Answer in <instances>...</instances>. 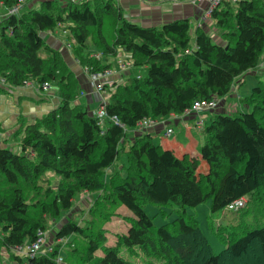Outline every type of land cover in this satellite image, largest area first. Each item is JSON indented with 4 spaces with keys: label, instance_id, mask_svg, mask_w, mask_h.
<instances>
[{
    "label": "trees",
    "instance_id": "16d2710c",
    "mask_svg": "<svg viewBox=\"0 0 264 264\" xmlns=\"http://www.w3.org/2000/svg\"><path fill=\"white\" fill-rule=\"evenodd\" d=\"M19 1L24 7L18 13L0 19V95L27 81L39 88L53 82L60 102L24 124L17 133L19 151L0 146V246L11 251L31 243L39 231L46 232L50 221L63 217L53 231L50 251L25 258L12 253L13 258L57 264L56 256L67 248L72 263L132 264L119 247H138L161 264H264L263 209L258 224L231 232L211 227L225 243L218 254L212 252L195 217L186 214V207L207 199L212 212L242 196L252 205L259 199L264 206L263 81L240 99L249 111H219L204 123L197 155H178L155 144L149 132L129 142L124 129L144 118L180 117L197 100L217 102L228 95L237 78L254 70L264 55V0L223 1L210 16L219 39L200 25L193 27L188 18L142 26L125 17L117 0L0 3L10 7ZM56 28L66 32L65 47L83 72L85 67L90 72L110 68L109 58L119 52L132 67L145 68L144 76L114 80L101 90L109 95L99 105L124 127L111 119L101 126L88 105L75 102L83 92L78 77L64 53L43 36ZM101 91L96 93L103 98ZM122 154L126 164L105 179L106 169ZM47 172L59 177L56 187ZM82 192L95 193L90 204L95 215L86 217L84 225L67 217L74 197ZM146 203L174 204L179 215L156 227L144 210ZM118 204L133 216L117 243L107 246L100 226ZM98 249L102 255L95 254Z\"/></svg>",
    "mask_w": 264,
    "mask_h": 264
},
{
    "label": "rangeland",
    "instance_id": "374dc122",
    "mask_svg": "<svg viewBox=\"0 0 264 264\" xmlns=\"http://www.w3.org/2000/svg\"><path fill=\"white\" fill-rule=\"evenodd\" d=\"M39 1H41V0H33L32 3H34L36 6H38ZM60 1L62 2L64 0H60ZM23 5L24 4L22 3L21 8L24 7ZM7 8L8 7L0 4V17L2 14H4L7 11ZM202 25H204V24H202ZM208 31L210 33H212V35H214L215 38H217L216 35L220 34L219 30L213 28V25L211 26V30H208ZM58 33L61 37V40L64 41L66 32L59 29ZM217 39H219V37ZM64 43H65V41H64ZM89 53H90V55H93L92 52H89ZM120 59H118V61H117V66H119ZM109 69H111L112 71H114L113 73H115L114 68L110 67ZM136 72H139V74L141 76H144L146 73V70L144 67H134V73H133L134 76L137 75ZM255 74H260V75L257 77ZM111 78H113V76ZM79 79L80 78H78V80ZM125 79H126V77L123 80H125ZM259 80L264 82V55L261 57V60L258 64V66L254 70L247 71L243 76H240V78H237V80L235 82L236 86L242 82L239 85V88L234 87L236 89H232L230 91V93L225 96V99H224V100H226V97L228 98V96L233 95L232 99L234 100V102L236 104L234 107V110L233 109L231 111L227 110V111H223L222 113L238 114L239 112L249 111L250 107H247V104H244L240 99L249 95L252 87L257 85L259 83ZM79 83H80V87H81V83H82L81 80H79ZM10 89H13V87H9L2 94L7 93V91ZM81 94L82 93H79V95H81ZM101 95L103 98H100L99 95H97L99 97V100L92 101L90 103V105H88L89 108H91L93 112H94V110L96 111V109L100 103V100L101 101H102V99H103V101L107 100L109 93L106 91L105 92L101 91ZM80 99H81L80 101H81L82 105H86L84 98L80 97ZM78 100L79 99L77 98L75 100V102L79 103V102H77ZM224 100L221 99V100H218L216 102V105L212 109V110H215L213 112V115L219 112L217 109H221V106L224 104ZM201 114L203 115V114H205V112H203ZM191 115L192 114H188V117ZM202 115H200L198 117H201ZM183 116H186V115H183ZM21 119L22 118H19V116H18L17 121L13 125L14 127L13 126H7V128H4L0 124V139L3 140L2 142L0 140V143L2 145H5V146H6V142L9 143L8 146L12 147L14 151H19V147H17L16 145H17V142L19 143L20 135H18L17 133L21 132V129L24 127V124H26ZM202 119L205 122H208L210 120V116H208L206 114V116L204 118L202 117ZM196 121H197L196 118H194V119L192 118V119L188 120L187 122H189V124H190L192 137L194 139L198 140V133L201 132V134H202L203 126L199 127V129H200L199 132H196V127H195L196 125L194 126V124H196ZM165 123L166 122L164 121V124ZM182 123H183V120H180V122L178 124L173 123L172 124L173 132L169 135H165V134H163V132H161V133H159L158 138H160V139L165 138V139H169V140H173L176 138L177 140H181V137L179 135V128L182 126ZM204 123H203V125H204ZM2 135H4V137H2ZM199 140H200V138H199ZM129 142H131V141L129 140ZM201 144H203V143H201ZM187 154H189V153H187ZM125 164H126V158H125V155L122 154L119 157V159L114 163V165H112L106 169V171L104 172V178L107 179L108 174H110L114 169L120 168ZM204 167H205V164L202 166V168H204ZM121 171H122V174H124L125 168L122 169ZM46 175L51 179L52 185L54 187H56L58 184L59 177L57 175L51 173V172H47ZM94 196H95V193H91V192H82L79 195H76L74 197V205L72 207L73 210L71 211V214H67V217L72 215L71 218L73 220L84 225L87 222L86 217H92L95 215V214H92L91 210H90V204H91ZM245 199H246V203H245L244 208L239 209V210L223 209V210L212 212L211 211V199H207L204 202H202L196 206L186 207V214H190V215H193L195 217L197 224H198L199 228L201 229L203 235L205 236V238L209 242L213 253H215V254L220 253L223 250V248L225 247V243H224V241H222L221 239L218 238V236L214 233L212 228H216V229L223 231V232H231L233 230H236V227H238V226H247L248 227V226H252L254 224H258L259 222L262 221V216H263L262 209L264 212L263 204L258 202L259 199H256L254 201V205H252L248 197H245ZM144 210L148 214V216L152 218L153 224L156 227H159V226L163 225L164 223H168V222L172 221L173 219H175L179 215L178 211H177L178 207L174 204L158 206V205L153 204V203H146L144 206ZM132 216H133L132 211L129 210L125 205H123V204L115 205L114 213L108 215L107 220L102 222L101 226H100V228L102 229L103 235H104V244L105 245L114 246L117 243L119 236L126 231L128 225H129V219ZM67 217H65V219ZM64 221L65 220L62 217L60 220L49 222V226L47 227V230H46L47 241L45 242L43 249H42L43 251L41 253L47 251L48 244L51 243L53 240L52 239L53 233H54L53 231L59 225H61ZM71 238H72V236L69 239H71ZM53 244H54V242L51 243V245H53ZM27 245H28V243H25L21 249L15 247V248H12L11 251H8L4 247L0 246V264H28L27 260H24V262H20L18 260H15L12 256V253H15L17 255H21L22 257H24L26 254L25 252H26V246ZM119 251H120V254L122 256H124L126 259H128L132 264H161V261L159 259L152 256L151 254H146V253L142 252L138 247H134L132 249H128L126 247H119ZM61 253L63 256V260L60 264H66V263L67 264H77L76 261H74V263H72V261L70 260V256H73V255H72V253L68 252L67 248H64L61 251ZM102 253L103 252L101 249H98L95 252V254L97 256L102 255ZM76 254H77V252L74 253V255H76ZM80 264H86V263H80Z\"/></svg>",
    "mask_w": 264,
    "mask_h": 264
},
{
    "label": "crops",
    "instance_id": "0c3cea01",
    "mask_svg": "<svg viewBox=\"0 0 264 264\" xmlns=\"http://www.w3.org/2000/svg\"><path fill=\"white\" fill-rule=\"evenodd\" d=\"M125 17L131 21L138 23L142 26H159L163 23L180 19L188 18L193 27L200 25L206 30H209L212 26L211 17L205 15V10L207 9V2L203 0L189 1V0H117ZM204 24V25H202ZM59 28L53 31H48L43 34L46 41L54 48L59 49L65 55V60L67 61L70 68L75 72L79 80H81V88L83 90L82 94L78 97L79 103H81L80 97L84 98L86 105H90L92 101L99 100V95L93 90L92 85L87 75L83 72L82 67L75 60V57L71 50L65 47L64 41L58 33ZM212 34V33H211ZM125 56L119 52L115 57L109 58L111 62V67L114 68L115 73L113 74V79L116 82H122L123 79L128 76H134V67L129 70L121 71L117 66V61ZM256 72V71H255ZM139 74V72H136ZM135 74V75H136ZM257 77L260 74H255ZM242 83V82H241ZM239 83L236 88H239ZM54 86V87H53ZM233 88V89H236ZM235 95V94H234ZM233 96V95H232ZM232 96L222 98L224 104L218 111L234 110L235 102ZM221 100V99H220ZM106 101V100H105ZM60 102L58 96V89L53 82H50V87L47 89L39 88L35 83L32 85H22L18 87H13L7 91V93L0 96V124L7 128V126H13L17 121V118H22L21 120L25 123L33 121L35 118L40 117L42 114L47 112L54 107H56ZM82 104V103H81ZM88 107V106H86ZM220 108V107H219ZM215 110H210L201 114V118L205 117L206 114L213 116ZM194 116H171L166 117V120H156V123L147 127L143 130H137L130 128L127 132V137L132 141L133 137L142 132H149L153 136V142L155 144H160L165 148H171L178 155L182 153H189L190 155H197L199 153V147L203 143V135L201 134L199 127H196V132L198 133V140L194 139L191 135L190 124L187 122L190 119H194ZM196 119L198 116L195 117ZM180 120H183L182 126L179 128V135L181 140L176 138L173 140L158 138L159 133L163 132L167 127H172V124H178ZM164 121L166 122L164 124ZM205 122V121H204ZM14 127V126H13ZM173 132V131H172ZM4 137V135H2ZM200 138V140H199ZM1 142L3 141L0 139ZM9 143L6 142V146ZM0 146H5L0 143ZM17 147L19 143L17 142Z\"/></svg>",
    "mask_w": 264,
    "mask_h": 264
},
{
    "label": "built area",
    "instance_id": "2783aa9c",
    "mask_svg": "<svg viewBox=\"0 0 264 264\" xmlns=\"http://www.w3.org/2000/svg\"><path fill=\"white\" fill-rule=\"evenodd\" d=\"M189 1L193 2L196 0H189ZM203 1L207 2V9L205 10V15L209 17V16H211L212 11L215 8H217L223 1H232L233 2L236 0H203ZM22 3H23L22 1H19V3L8 7L7 11L4 14H2L1 17L4 15H8V14L18 13L20 8H21ZM1 17H0V19H1ZM118 67L121 71L129 70L132 67V62L130 59H127V58L126 59H120ZM84 70L89 74L88 76H89L91 85L93 86L94 90L97 92H100L101 90H103V87L105 85L111 86L114 82V79L111 78L114 74L113 73L114 71H112L109 68L105 69L104 71H97V72H90L87 67H85ZM140 76H141L140 74L136 75V77H140ZM24 85H26V86L32 85V82L27 81ZM48 87H50L48 82H45L42 84L43 89H47ZM102 102H105V101H103V99H102ZM215 105H216L215 101L207 102V101H203V100L202 101L197 100L192 104L191 108H189L185 111V114H183V115H188L190 113L191 114L195 113V114L199 115L208 109L214 108ZM93 115L97 119L98 123L101 126H104V122L106 119H111L114 121V123H117V124L124 127V125L122 123H120V121L118 120V118L116 116H110V117L107 116L105 109H104L102 104L99 105V107H97L96 111L94 110ZM154 123H156V120L151 119V118H144V119L138 121L136 123L135 127H133V128L137 129V130H143V129H146L147 127H150ZM203 123H204V120L201 117H198L197 121H196V127H202ZM124 129L126 130V132L129 130V129H126L125 127H124ZM172 131H173L172 127H167L165 130V135L171 134ZM245 203H246V199L244 196H242V197H239V198L234 199L233 201L229 202L226 205L225 209L226 210H238L241 207H243L245 205ZM46 241H47L46 232L39 231L36 240L31 242V243H28V245L26 246V252H25L26 255L35 256L38 253H41L43 251L42 249H43V246H44ZM57 241L64 243L66 240L64 241V239H58ZM22 247H23V245L18 246L17 248L21 249ZM51 249H52V245H51V243H49L47 251H50ZM62 260H63V257L60 254H58L56 256V259H55L56 263L60 264L62 262Z\"/></svg>",
    "mask_w": 264,
    "mask_h": 264
}]
</instances>
